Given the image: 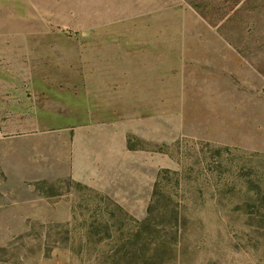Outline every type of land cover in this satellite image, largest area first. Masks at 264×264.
I'll return each mask as SVG.
<instances>
[{
  "label": "rangeland",
  "instance_id": "obj_1",
  "mask_svg": "<svg viewBox=\"0 0 264 264\" xmlns=\"http://www.w3.org/2000/svg\"><path fill=\"white\" fill-rule=\"evenodd\" d=\"M0 264H264V0H0Z\"/></svg>",
  "mask_w": 264,
  "mask_h": 264
},
{
  "label": "crops",
  "instance_id": "obj_2",
  "mask_svg": "<svg viewBox=\"0 0 264 264\" xmlns=\"http://www.w3.org/2000/svg\"><path fill=\"white\" fill-rule=\"evenodd\" d=\"M76 180H78V181H80L79 179H80V177L79 176H74V175H72ZM81 182H83V181H81ZM85 183V182H84Z\"/></svg>",
  "mask_w": 264,
  "mask_h": 264
},
{
  "label": "trees",
  "instance_id": "obj_3",
  "mask_svg": "<svg viewBox=\"0 0 264 264\" xmlns=\"http://www.w3.org/2000/svg\"><path fill=\"white\" fill-rule=\"evenodd\" d=\"M131 147V146H130Z\"/></svg>",
  "mask_w": 264,
  "mask_h": 264
}]
</instances>
